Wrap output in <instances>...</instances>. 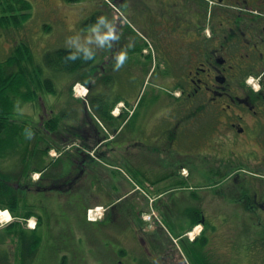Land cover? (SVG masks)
<instances>
[{"label": "flooded vegetation", "instance_id": "af4514ba", "mask_svg": "<svg viewBox=\"0 0 264 264\" xmlns=\"http://www.w3.org/2000/svg\"><path fill=\"white\" fill-rule=\"evenodd\" d=\"M113 2L122 15L102 32L111 25L116 38L96 30L78 50L92 54L82 118L62 110L73 121L59 135L71 143L62 157L76 145L74 172L44 189L72 191L104 159L110 170H136L152 191L172 185V222L198 221L200 237L219 242L195 248L197 264H264V0ZM92 102L110 111L107 123ZM108 123L118 124L113 135Z\"/></svg>", "mask_w": 264, "mask_h": 264}, {"label": "rangeland", "instance_id": "374dc122", "mask_svg": "<svg viewBox=\"0 0 264 264\" xmlns=\"http://www.w3.org/2000/svg\"><path fill=\"white\" fill-rule=\"evenodd\" d=\"M16 1L0 0V61H6L14 54L18 45H29L35 64L43 68L46 78L54 81L57 92L49 94L47 91H39L42 98L32 104L35 108L33 112L27 108L32 105L19 103L17 119H14L19 129L15 131L12 128L3 137V145L9 142L13 144L10 148L3 149L0 154L2 170L10 175L11 186L15 187L20 203L15 212L1 207L11 212L13 223L17 226L13 231L0 233V264L23 263L20 238L14 234V230L22 227L28 232L27 224L32 219L37 222L36 234L43 240L37 255L28 264H185L189 257L184 247L192 242L188 233L193 228L190 229V223L185 219L172 222V185H164V182L157 191H150L147 181L136 170L132 172L124 168L125 174L118 168H111L115 172L109 175L112 170L104 166L111 163L104 159H95L93 169L86 172V176L76 183L72 191L44 189L45 186L54 184L58 174H72L73 157L79 156L74 149L76 145L66 150V158L51 155L60 154L71 144L63 142L59 135L66 134L64 127L73 124L72 120H68L72 117H65L59 122V129L55 133L48 132L44 127L53 117H59L62 110L71 115V110L75 107L79 115H83L81 109L85 102L74 104L77 99L74 97L73 87L76 83H81L90 88L91 79L89 70L74 74L54 71L49 68L44 58L48 52L62 47L75 50L89 47L94 31L93 26L87 27V21L95 13L106 15L105 21L95 25L102 35V29L107 22H112V17L118 13V7L112 4L113 0H27L32 9L23 14H28L29 18L25 21L20 18L19 24H15L13 17L16 14L22 15V12L6 13L4 10ZM86 99L90 101V96ZM118 108L114 111L115 115L120 112ZM19 111L29 114L30 117L19 116ZM164 117L165 114L161 119ZM21 124L33 127L36 135H30L29 128H23ZM117 128L118 124L111 128L108 125V132L113 135ZM52 149L55 150L51 152ZM46 151L48 152L45 153ZM169 160L156 159L163 167L162 174H166L165 171L172 172ZM151 176L153 174L149 179ZM162 177L159 175L156 179ZM169 182H172V176ZM114 185L118 187L115 186V189ZM138 185L142 187L140 191L136 189ZM142 191H149L146 193L151 199L161 197L155 204L151 202L157 217L154 215L151 219L146 218L152 207L148 198H143ZM164 192L166 193L160 196ZM116 200L120 201L118 206L121 209L129 207L135 212L125 213V220H122V216L115 214L112 207ZM99 205L107 209L103 222L112 212L111 223L116 221L115 225L102 227L100 231L94 226L91 227L93 224L88 223L85 218L87 211H83L84 207H88V210ZM174 210L179 213L180 208L175 206ZM144 212L148 213L143 215ZM163 218H168L165 225ZM10 224L0 228V231ZM200 230L201 227L192 237L199 236ZM217 246L218 239L215 236L209 238V247ZM120 249L126 251L124 257L118 255Z\"/></svg>", "mask_w": 264, "mask_h": 264}, {"label": "trees", "instance_id": "16d2710c", "mask_svg": "<svg viewBox=\"0 0 264 264\" xmlns=\"http://www.w3.org/2000/svg\"><path fill=\"white\" fill-rule=\"evenodd\" d=\"M31 9L32 6L27 0H17L16 2H14V4L9 5V8L4 11L6 13H13L15 11L22 12V15L18 16V14H16L13 17V22L15 24H19L20 18L23 21L29 18L28 14L23 13H26ZM99 16H101L100 13H95L93 17L89 21H87V27L99 25ZM1 25L2 22L0 21V26ZM69 53H75V59H67L66 57ZM87 53L89 52L62 47L48 52L44 59L46 64L52 70L65 72L68 74H74L78 71L88 69L90 65V57L87 56ZM82 81L84 80L82 79ZM39 91H47V93H56L57 90L54 81L50 78H46L44 75L43 68L39 66V64H35V59L32 55V50L29 45L20 44L15 49L14 54L9 56L5 62L0 61V154L2 153L3 149H8L13 144V142L8 141L9 143L3 145V137L5 135H8V130L15 128V131H18L19 129L14 122V119H17V108L21 104L34 105L35 102L39 101V99L42 97L41 93L39 95ZM101 101H104V99H102ZM91 107L94 113H96V115H98V117L102 119L104 123H107L106 117L108 115L110 116V111L106 110L103 107H98L94 102H92ZM64 117L65 116L63 115V113L59 115V117H53V119L47 122V125H45L44 129L48 132H57L59 129V122H61ZM21 126L23 128H29L28 132H31L30 135H36V132L33 130V127L22 124ZM47 152L48 151H46L45 153ZM55 161L56 160H54V162ZM10 181V175L4 173L0 162V209L1 207H6L15 212L16 207L20 203V199L18 197V194L16 193L15 187L11 186ZM87 208L88 207H84L83 211H87ZM114 211H116L115 214L122 216V220H125V213L128 214V212L130 213V211L131 213L135 212L134 209L130 210L129 207L123 210L119 206H117ZM111 217H113L112 213L110 214V216H108L105 222L93 224L91 225V227L94 226L95 229L100 231L102 227L104 228L109 225H115L116 221L114 220L111 223ZM167 219H164V224H166V222L168 221ZM198 224H200V222L198 221L191 222L190 229ZM16 226L17 224L13 223L6 230L8 231L16 229ZM172 229L174 231L175 226H173ZM36 233L37 230H34L33 232L28 230L27 232L22 227H20L16 231L14 230V234L18 235L20 238L22 258L24 260L22 264H28V261L35 257L40 249L39 246L42 241V238ZM207 246L209 247V237L204 233L202 237L197 240L196 243H188L187 246L184 247V251L188 255V257L191 258L192 261H194V264H197L195 260H200L201 253H197L198 251H196L195 248L199 249ZM190 251H193V253H190ZM125 253L126 251L124 249H120L118 251V255L121 257H124Z\"/></svg>", "mask_w": 264, "mask_h": 264}, {"label": "clouds", "instance_id": "9594fccd", "mask_svg": "<svg viewBox=\"0 0 264 264\" xmlns=\"http://www.w3.org/2000/svg\"><path fill=\"white\" fill-rule=\"evenodd\" d=\"M107 19L106 15H101L98 17V20L103 22ZM97 30V26H93V31H96ZM98 38L103 41L105 39H108V38H116V33H115V28L113 26H109V30L105 33H103L102 35L98 33ZM87 52V50H85ZM75 53H69L68 56L66 57L67 59L68 58H71V59H75ZM92 54L89 52L87 53V56H91ZM127 59V52L125 51H122L120 53V56L117 57V63H116V67L119 68L123 63L124 61Z\"/></svg>", "mask_w": 264, "mask_h": 264}, {"label": "crops", "instance_id": "0c3cea01", "mask_svg": "<svg viewBox=\"0 0 264 264\" xmlns=\"http://www.w3.org/2000/svg\"><path fill=\"white\" fill-rule=\"evenodd\" d=\"M32 105V104H31ZM23 107H25V105H23ZM27 108H29L32 112L35 110V108H34V106L32 105V106H29V107H27ZM18 110H19V108H18ZM19 116H22V117H25V116H28V117H30V115L29 114H27V113H25V112H20L19 111ZM36 113H38L37 111H36ZM1 232H3V230H1L0 231V233ZM31 232H33L32 230H31Z\"/></svg>", "mask_w": 264, "mask_h": 264}, {"label": "built area", "instance_id": "2783aa9c", "mask_svg": "<svg viewBox=\"0 0 264 264\" xmlns=\"http://www.w3.org/2000/svg\"><path fill=\"white\" fill-rule=\"evenodd\" d=\"M77 91L79 92L80 89L77 88ZM101 212H102V210H99V213H101ZM90 216H91L92 219H96L97 214L95 215V214L93 213V211H91V212H90ZM100 216H101V214H100Z\"/></svg>", "mask_w": 264, "mask_h": 264}, {"label": "bare ground", "instance_id": "6f19581e", "mask_svg": "<svg viewBox=\"0 0 264 264\" xmlns=\"http://www.w3.org/2000/svg\"><path fill=\"white\" fill-rule=\"evenodd\" d=\"M80 90H81V93H85V92H83V88H81ZM6 215H7V213H6ZM4 221H6V219H4Z\"/></svg>", "mask_w": 264, "mask_h": 264}]
</instances>
